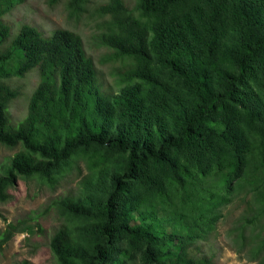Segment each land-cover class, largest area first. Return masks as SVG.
I'll use <instances>...</instances> for the list:
<instances>
[{
  "label": "trees",
  "instance_id": "16d2710c",
  "mask_svg": "<svg viewBox=\"0 0 264 264\" xmlns=\"http://www.w3.org/2000/svg\"><path fill=\"white\" fill-rule=\"evenodd\" d=\"M18 1L0 0V144L23 150L0 172V203L18 175L52 181L76 154H119L115 168L90 159L83 187L56 201L57 264H126L132 249L140 264H218L215 210L230 201L202 187L213 175L229 189L258 183L227 239L264 264V0H138L139 18L124 0L100 3L102 44L130 61L119 95L98 85L74 32L46 37L24 24L10 39L1 17ZM32 71L39 83L13 124L9 106L21 91L10 81ZM219 110L222 120L211 121Z\"/></svg>",
  "mask_w": 264,
  "mask_h": 264
},
{
  "label": "rangeland",
  "instance_id": "374dc122",
  "mask_svg": "<svg viewBox=\"0 0 264 264\" xmlns=\"http://www.w3.org/2000/svg\"><path fill=\"white\" fill-rule=\"evenodd\" d=\"M124 1L139 18V1ZM103 2L107 0H86L85 3L79 4L78 8H74L69 5V0H21L1 18L11 29L10 39L16 36L24 24L37 28L46 37L51 36L57 29L69 30L79 35L87 55L93 59L97 68L98 85L106 93L119 95L120 90L125 87L124 80L128 77L126 72L130 61L118 58L101 42L106 25L99 15L98 6ZM38 83L37 71L10 81L12 86L21 91V95L9 106L13 124L26 117L29 97ZM255 92L258 93L256 90ZM223 117L224 112L219 110L211 121L218 122ZM226 117L233 116L229 113ZM255 145L253 143L251 147L257 148ZM22 150L20 144L12 148L0 144V172L9 166L13 157ZM109 154L106 149H93L89 153L76 154L71 159L72 163L52 181L37 176H17L16 184L9 188L10 200L0 203V212L3 215L0 219V264H22L25 261L31 264H57L50 248V240L57 227L63 223L64 217L55 203L58 199L77 193V190L83 187L86 175L90 172L88 168L90 159L102 157L114 161L115 168L119 154H115L113 158ZM258 164L255 158L249 162L248 167L255 168ZM218 169L216 172L220 174ZM220 177L213 175L202 186L204 190L211 188L214 191H221L230 201L215 210L219 219L211 239L217 251V262L256 264L249 261L244 253L236 252V246L227 239V232L249 208V203H256L258 183H255L253 178L235 180L230 183L229 189L226 185L220 184ZM15 227L18 231L13 232ZM11 232L12 236L6 242H2L3 237ZM131 252V257L125 261L126 264H140V254L133 249ZM119 254L123 255L122 246Z\"/></svg>",
  "mask_w": 264,
  "mask_h": 264
}]
</instances>
